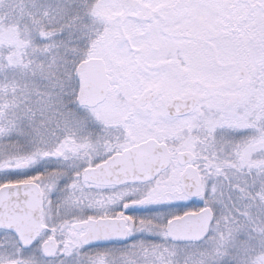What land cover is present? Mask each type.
<instances>
[{"label": "snow or ice", "instance_id": "obj_1", "mask_svg": "<svg viewBox=\"0 0 264 264\" xmlns=\"http://www.w3.org/2000/svg\"><path fill=\"white\" fill-rule=\"evenodd\" d=\"M0 264H264V0H0Z\"/></svg>", "mask_w": 264, "mask_h": 264}]
</instances>
